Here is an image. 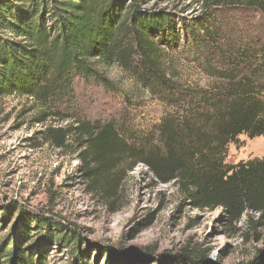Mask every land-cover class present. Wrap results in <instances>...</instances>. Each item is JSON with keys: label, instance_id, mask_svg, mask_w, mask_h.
<instances>
[{"label": "trees", "instance_id": "16d2710c", "mask_svg": "<svg viewBox=\"0 0 264 264\" xmlns=\"http://www.w3.org/2000/svg\"><path fill=\"white\" fill-rule=\"evenodd\" d=\"M147 1L0 0V97L25 95L45 108L41 121L50 115L67 121L70 116L60 107L75 101L77 78L113 87L108 69L118 65L144 87L169 85L162 49L185 42L210 59L220 51L214 41L227 33L225 21L212 19L217 11L258 10L264 16V0H201L204 17L193 20L167 8H145ZM227 26L231 32L235 28ZM220 55L219 66L210 62L209 70L225 80L223 87L210 91L205 110L167 116L160 145L131 143L112 121L96 125L75 118L66 129L47 132L57 131L59 147L67 145L69 134L77 140L90 188L108 199L118 197L124 171L143 163L159 182H176L195 208L221 207L230 222L249 212L263 221L264 157L234 164L226 158L240 135L264 136V45L236 49L231 44ZM0 211V234L3 223L14 220L0 243V264H44L42 255L31 253L34 231L82 261L77 251L84 238L76 224L45 216L32 224L22 206ZM262 252L246 264H264ZM173 259L208 264L204 250L195 248L185 247Z\"/></svg>", "mask_w": 264, "mask_h": 264}, {"label": "rangeland", "instance_id": "374dc122", "mask_svg": "<svg viewBox=\"0 0 264 264\" xmlns=\"http://www.w3.org/2000/svg\"><path fill=\"white\" fill-rule=\"evenodd\" d=\"M201 4V0H149L143 6L167 8L193 20L204 17ZM212 19L235 27L231 32L225 25L228 34L214 41L220 49L217 55L208 59L185 42L162 49L169 85L144 87L113 65L108 69L113 87L76 79L75 101L60 107L63 115L70 116L67 121L59 115L41 121L45 108L25 95L0 97V208L22 206L32 224L36 216L76 224L84 238L77 251L79 261L75 253L43 241L34 231L31 253L42 255L44 264H119L120 260L176 264L174 255L185 247L204 250L208 264H246L259 251L264 261V220L259 214L249 212L230 222L221 207L195 208L176 182H159L143 163L124 171L118 197L108 199L90 188L77 140L69 134L67 145L59 147L54 139L57 131L47 132L66 129L75 118L96 125L112 121L131 143L160 145V125L167 116L205 110L210 91L223 87L225 80L209 70L210 62L219 66L221 50L227 51L231 44L236 49L264 45L262 12L228 8ZM262 157L264 136L242 134L229 144L226 162ZM13 222L3 223L0 243Z\"/></svg>", "mask_w": 264, "mask_h": 264}]
</instances>
